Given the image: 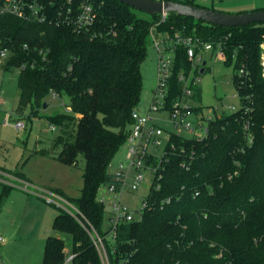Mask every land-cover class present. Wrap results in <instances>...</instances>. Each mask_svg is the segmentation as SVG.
Instances as JSON below:
<instances>
[{"label":"trees","instance_id":"obj_1","mask_svg":"<svg viewBox=\"0 0 264 264\" xmlns=\"http://www.w3.org/2000/svg\"><path fill=\"white\" fill-rule=\"evenodd\" d=\"M50 1L56 17L71 9L69 22L64 16L54 20L56 25L1 18L0 29L1 38L15 44L16 57L6 71L37 61L36 68L19 73L17 114L35 103L32 116H37L46 97L67 96V111L48 119L60 132L52 151L60 150L56 160L70 167L78 166L80 154L86 160L79 198L50 191L79 210L88 231L58 208L52 228L70 243L51 235L42 264H64L69 254L75 256L70 264H103L92 230L103 241L108 264H264V24L223 28L172 12L162 22L159 14L148 16L115 0H45ZM170 1L204 7L194 0ZM85 4L92 6L94 18L79 28L74 22ZM151 33L165 43L175 44L182 36L215 48L221 44L225 64L234 66L240 107L208 120L202 139L170 134L163 155L149 162L155 177L141 220L122 223L112 236L111 228L104 229L106 207L99 188L121 184L109 167L126 144L142 99V64ZM26 44L44 56L23 52ZM172 66L165 111L183 93L182 71L193 70L185 46H176ZM195 95L197 101L202 97L198 86ZM0 170L29 181L19 171ZM12 189L4 184L0 205Z\"/></svg>","mask_w":264,"mask_h":264},{"label":"rangeland","instance_id":"obj_2","mask_svg":"<svg viewBox=\"0 0 264 264\" xmlns=\"http://www.w3.org/2000/svg\"><path fill=\"white\" fill-rule=\"evenodd\" d=\"M197 3L203 4L209 8H215L216 11H231V8H241V4L256 0H194ZM264 4V0H262ZM241 5V6H237ZM227 13V12H226ZM225 13V14H226ZM230 14V13H229ZM155 37V34H154ZM156 38V37H155ZM157 39V38H156ZM159 39V38H158ZM149 55L147 60L142 64L144 90L142 92V99L139 106H142V112L148 113V106L152 102L153 90L158 86V52L155 49L153 36L148 42ZM171 56V54H168ZM203 56V55H202ZM173 57V54H172ZM204 58H207L204 56ZM203 59V58H202ZM264 63V53H263ZM207 67L210 68L207 72L198 74L197 79L198 87L201 93V99H194L189 104L197 108L201 106L205 117L210 115V111H213L212 118L221 116L223 114H230L237 111L240 107V98L236 94L235 85L233 82L234 66H228L225 61L220 58H207ZM202 67V65L200 66ZM203 67H205L203 65ZM19 71L11 70L5 71L0 67V94L3 97L4 104L2 106L3 111L15 112L19 106V89L17 86V80ZM70 102L67 96L61 98L53 97V94L46 97L42 107L39 109L37 116H32L33 109L37 108L36 104L29 106L22 115L27 120L26 129H15L10 124H4L3 114L0 113V168H5L9 171L21 172L25 176L32 178L37 185H30L25 188V182L19 178L10 180L14 185L7 198L13 193L17 198L18 203L25 198L22 193L29 195L28 202L33 204L35 201L36 207L40 211H36L35 214H44L43 218L38 221L37 225L29 226L33 222H25L23 213L12 215H3L0 220V238H5L6 241L12 236V233L7 232V229L15 228L22 225L19 233V237H16L11 244L2 248L0 246V264H40V255L38 253V246L36 243H43L45 233H49L51 229V235L61 238L70 243V238L65 234L55 232L51 226L53 223V217L59 212L58 206L48 202L49 195H53L52 191H48L46 186L54 183L56 186L65 188L69 193V197L72 199L79 198L81 195V189L83 186V172L86 166V160L84 156L80 154L78 156V166L70 167L65 164H61L56 160L60 150L53 154L52 140H54L60 134L59 130H53L50 126L48 119L56 114H62L67 111L66 105ZM47 103L46 108L44 105ZM169 112L161 110L151 114V118H155L156 124L164 129L165 134L161 137L160 143L154 145L151 149L157 156H162L167 141L171 132L174 131V127L169 118ZM42 152L48 154L42 155ZM124 149H122L114 158L113 163L109 167V173L113 174L117 172V166L120 160L124 159ZM125 160V159H124ZM29 161V162H28ZM27 163V164H26ZM146 173V178L140 183L139 190L136 193L129 191L131 184L133 183L134 170L130 172L128 177H124V183L117 185V188L122 192L121 201L124 206H128L130 212L134 215L135 219L140 220L144 198L151 190V184L154 180L155 173L146 169L143 170ZM3 186L0 180V197L2 196ZM27 192H24L23 189ZM99 199L104 203L106 207V214L104 216V229L108 230L111 225L110 220V201L114 199L111 194L109 185L102 184L99 188ZM32 197V198H31ZM6 200L0 205V211L3 208ZM24 204H21L23 207ZM10 207V206H9ZM8 207V209H9ZM13 209V207H11ZM15 209V208H14ZM14 231V230H13ZM12 231V232H13ZM114 236V235H112ZM24 239L35 238L36 242L33 249L25 247L27 241ZM112 239V238H111ZM113 241V240H112ZM42 246L40 247L41 251ZM102 257L104 264H108L107 257L104 250H102Z\"/></svg>","mask_w":264,"mask_h":264},{"label":"built area","instance_id":"obj_3","mask_svg":"<svg viewBox=\"0 0 264 264\" xmlns=\"http://www.w3.org/2000/svg\"><path fill=\"white\" fill-rule=\"evenodd\" d=\"M54 7V1L45 2V0H0V29L2 27L1 18H17L26 24L43 25L44 23H48L52 25L54 24L55 19H61V16H64V11H59L58 16L56 17L54 13ZM80 8V14L77 16L74 23H76L79 28H86L93 21L94 11L90 4L82 5ZM70 15L71 9L69 8L63 17V20L69 22L68 20L71 17ZM166 17L167 14H163L160 21L165 22ZM151 36H153L154 46L159 55L157 62L159 83L158 86L153 90V98L148 113L142 112L139 109L133 112V123L129 126V136L125 142L126 144L123 147L125 160L119 161L117 172L113 173L115 175L114 179L117 182L123 184L124 177H128L130 172L134 170L135 174L133 176V183L129 188V191L132 193H136L139 190L138 187L140 186V183L146 178V173H144L143 170L148 169L155 173L154 168L149 164L151 158L161 157L153 153L151 149L154 147V145L160 143V139L165 134V132L163 128L156 124L155 118H151V114L153 112L158 113L161 110H165L166 108L168 98L167 94L169 93V79L172 75V64L176 46L183 45L186 47L188 50V58L193 65V70L190 72V74L185 73V71H182L180 74L178 79L181 83H183V93L173 103L171 109L167 111L170 114L169 118L174 127V131L171 133H175L181 137H189L197 140L202 139L208 132V120L213 119V111H210V115L206 118L204 112L196 114L193 111L195 108L189 104L191 100L196 99L195 87L198 86L199 82L197 79V72L202 70V64H204L202 55L214 53L216 54V57L222 60L225 59V54L221 48V44L215 48L213 43L204 42L200 38L195 39L182 36H177L175 44L168 42L165 43L163 40L164 38L158 39L155 36L157 38L156 39L154 37V33H151ZM14 45L15 44L12 42H5L0 36V67H2L5 71L6 67L10 66L11 62H13L16 57L14 56ZM20 49L25 53L30 52L44 56L43 50H39L37 47H35L34 50L31 51L30 46L27 44L22 45ZM46 52H48V50ZM168 54H171V56ZM201 65L202 67H200ZM28 67L32 69L36 68L37 61L33 59L30 62L22 63L20 66L12 67V70H17L19 73H21ZM3 104V97L0 94V113L2 112L3 114L2 117L4 124H13L15 129H26V118L18 115L16 111H3ZM52 129L55 130L54 127ZM251 143L252 140L250 141V144ZM109 189L111 194L114 196V199L110 201V228L112 235H114L117 228L122 223L139 220L135 219L128 206H124V204H122L121 195L123 191H120L116 184H110ZM48 202L58 206V208H61L64 211H67L72 217H74L85 227L84 222L81 220V218L84 219V217L68 200L54 193L52 196L49 195ZM89 234L92 235L95 244L102 255V250H104L102 239L99 235H97V233H95L94 230L89 232ZM4 243L5 240L0 238V245ZM104 252L106 255V250H104ZM74 257V255L69 254L64 264H70Z\"/></svg>","mask_w":264,"mask_h":264},{"label":"crops","instance_id":"obj_4","mask_svg":"<svg viewBox=\"0 0 264 264\" xmlns=\"http://www.w3.org/2000/svg\"><path fill=\"white\" fill-rule=\"evenodd\" d=\"M196 4H198V5H200V6H204V7H206V8H208V9H210L209 7H207V6H205V5H203V4H200V3H197V2H195ZM241 5H243V6H241ZM241 5H237V6H241V8H231V11H226L227 13H230V14H241V13H248V12H256L257 10H264V4H263V2H262V0H256V1H250V3L249 2H246V3H243V4H241ZM212 8V7H211ZM212 9H215V8H212ZM215 10H217V9H215ZM219 12H223V11H220V10H218ZM226 12H224V13H226ZM264 48V47H263ZM204 56L205 57H207V58H210V59H212V58H217L216 57V54H214V53H212V54H204L203 55V62H204V64H202V65H204L205 67H203L202 69H210V68H208L207 66V61L205 60V59H207V58H204ZM205 71V70H204ZM150 105H151V102H150V104H149V106H148V110L147 111H149V108H150ZM138 109L139 110H143V108H142V106H138ZM141 110V111H142ZM3 118V117H2ZM42 153H44V152H42ZM125 159V158H124ZM124 159H122V160H120V161H124ZM29 162V161H28ZM27 164V163H26ZM0 167H2V166H0ZM24 175V174H23ZM25 176V175H24ZM25 177H27L28 179H29V181H24V180H22V179H20V180H22L23 182H25V188H29L30 187V185H36L35 184V181L33 182L32 181V178H29L28 176H25ZM15 178L16 177H14V176H12V175H10L9 173H6V172H2L1 170H0V180H1V183H2V185H4V184H6V185H9V183H12V181H10V180H15ZM9 186H11V187H13V188H15V186L14 185H9ZM37 186V185H36ZM47 188V190L49 191L50 189H53V188H57V189H61L62 191H65V193L66 194H68L69 195V193H68V191H66V189L65 188H61V187H58V186H56L54 183H52V184H49V186H46ZM25 188L23 189V191L24 192H27L26 190H25ZM21 194L25 197V198H23L22 199V201L21 202H19L18 203V201H17V198L14 196V194L12 193L11 194V196L9 197V199H7L6 200V202H5V204H4V206H3V208L1 209V211H0V220H1V218H2V216L5 214V215H9V216H11V218H12V215H11V213L10 212H13L14 213V216H15V214H19V213H23L24 215H22L24 218H25V222H27V223H29V222H33L32 224H30V225H27L26 227L28 228L29 226H35V225H37V223H38V221H40L42 218H43V216H44V214L41 212V215H37V214H35L36 213V211H40L37 207H36V202L35 201H33V204H30L29 202H28V197H29V195L28 194H26V193H22L21 192ZM70 196V195H69ZM32 198V197H31ZM21 204H24V206L23 207H21ZM10 206V207H9ZM8 207H9V209H8ZM11 207H13V209L11 208ZM15 208V209H14ZM58 215V213H56L55 214V216L52 218L53 220H54V218L56 217ZM52 220V221H53ZM54 222V221H53ZM23 225V224H22ZM22 225H20V226H18V227H15V228H11V229H7V232H10V233H12V236H10L9 237V239H7L6 241H5V243L4 244H2V245H0V246H2V248H5L6 246H8L9 244H11L14 240H16V237H19V233H20V229H21V227H22ZM53 227V223H52V226H51V228ZM53 229V228H52ZM14 230V231H13ZM13 231V232H12ZM51 236V229H50V232L49 233H45V235H44V241H43V243H42V245H41V243L39 244V243H36V246H38V253H41V255H40V264H42V261H43V257H44V252H43V250H44V245H45V242H46V240L49 238ZM21 238H23V237H21ZM5 239V238H4ZM24 239V238H23ZM36 239H37V237H35V238H29V239H24L25 241H27V244L25 245V247H27V248H29V249H33L34 248V245H35V242H36ZM42 246V248H41V251H40V247ZM37 264H39L38 263V260H37Z\"/></svg>","mask_w":264,"mask_h":264},{"label":"water","instance_id":"obj_5","mask_svg":"<svg viewBox=\"0 0 264 264\" xmlns=\"http://www.w3.org/2000/svg\"><path fill=\"white\" fill-rule=\"evenodd\" d=\"M121 2L126 6L135 8L136 10L144 13L145 15L154 14H168L177 13L184 16L193 18L194 20L203 21L208 25H215L219 27H241L254 24H264V10H258L256 12H248L241 14H229L208 9L205 7L192 6L183 3H177L170 0H115ZM204 73V69L201 70V74ZM47 103L44 105L46 108Z\"/></svg>","mask_w":264,"mask_h":264}]
</instances>
